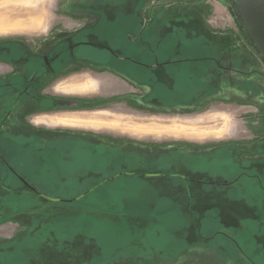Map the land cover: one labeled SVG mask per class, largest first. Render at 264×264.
Instances as JSON below:
<instances>
[{
  "label": "rangeland",
  "instance_id": "374dc122",
  "mask_svg": "<svg viewBox=\"0 0 264 264\" xmlns=\"http://www.w3.org/2000/svg\"><path fill=\"white\" fill-rule=\"evenodd\" d=\"M79 1L44 0L41 27L25 25L27 29L0 30V40L40 39L50 25L59 31L79 28L83 20L71 12ZM86 1L85 7L94 4ZM144 3L141 0L140 6ZM180 3H184L186 11L165 14L168 5L174 4L177 9ZM145 6L163 9L161 15H156L163 18L161 30L145 31L146 37L161 33L163 38H172L170 44L162 46L166 50L160 59L173 56L178 81L189 83L187 77L191 73L194 77L186 94L178 82L180 89L174 98L166 94L160 98L157 91L148 94L135 87L123 101L138 124L118 129L115 126L114 130L44 129L29 124L28 119L43 104L51 103L33 101L27 105L25 95L21 98L25 102L16 101L14 95L11 98L12 88L0 89V98H5V108L0 109L1 160L7 158L25 181H16L12 174L11 183L16 184L13 186L23 183L19 192L33 200L24 211H17L12 202L8 209L0 211V264H202L201 248L205 241L199 237V228L207 211L221 221L212 226L208 223L206 232L215 224V235L206 247L208 252H220L222 260L217 264H237L234 260L240 254L245 256V252L256 264H264V245H259L254 236L264 231V223L261 225L258 219L264 221V60L243 26L233 0H151ZM199 10H206L204 19L216 29L227 35L236 32L242 44L257 51L252 73L235 68L230 72V63L217 61V52H225L221 44L209 45V33L199 21ZM183 38L184 44L178 45ZM8 47L2 44L0 53H7ZM136 47L132 45L126 51ZM18 53L16 50L13 56L1 55L9 60L20 57ZM92 55L105 64L104 53ZM21 63L4 64L1 76L9 80L13 73L24 71ZM236 63L246 64L243 60ZM215 67L219 69L216 75L210 72ZM163 80L173 83L168 78ZM98 99L88 97L77 101V106L68 103L69 108L64 111L94 108ZM171 99L175 103L169 104ZM120 101L113 99L105 104L119 107ZM9 102L15 105L9 107ZM41 129L49 131L48 140H42L38 134ZM70 134L74 136L68 139ZM90 137L96 141H89ZM125 151L129 153L123 154ZM137 154L145 157H132ZM137 165L147 173L154 171L147 175L149 179L155 177L156 183L135 178L128 180L129 188L123 191L89 189L97 185L90 183L94 179L87 174L92 168L97 167L100 172ZM168 167L175 169L174 174H167ZM112 182L116 185L115 180ZM7 184L0 178V194L7 189L12 201L17 192ZM60 197L63 199L58 200ZM105 214L111 215L109 219ZM188 217L194 220L193 237L181 238L184 233L180 230L187 225ZM188 241L194 242V248L180 253Z\"/></svg>",
  "mask_w": 264,
  "mask_h": 264
},
{
  "label": "crops",
  "instance_id": "0c3cea01",
  "mask_svg": "<svg viewBox=\"0 0 264 264\" xmlns=\"http://www.w3.org/2000/svg\"><path fill=\"white\" fill-rule=\"evenodd\" d=\"M28 1L0 3V30L27 29L25 25L35 26L37 28L42 26V14L45 9L44 0ZM103 1L104 0H96L95 2H92L90 0L88 2L94 4L90 5V7H85L83 3L87 1L80 0L78 6H73L71 8L74 9L71 12L83 20V22H81L83 23L81 27L74 28L72 31H59L54 30L55 26L50 25L42 38L26 41V45L32 54L41 55L46 58L47 56L49 58L53 57L52 54L55 53L54 50L58 48V46H64L67 45V43L75 45L76 43H81V41H86L83 43L92 50L94 55L101 52L106 56L105 59H103L105 64H100L98 59L93 55L88 58L89 60L78 58L68 63L59 62L55 60V58H53L54 60H49L45 73L35 76L32 80L27 82V101L25 103L30 105L33 101H40L41 103L49 102L51 104H43L41 108L32 113L28 119L29 124L43 126L44 129L45 127H52L61 129L94 128L114 130L113 127L115 126L117 127L116 129H118L119 127H129L131 123H139V121L135 122V119L130 117L129 113H131V109L123 101L124 99L129 98L131 91L136 90L135 87L142 88L144 93L146 92L148 94H156L157 91L160 98L161 94H166L168 98H174L178 95L177 89H180V85H177L179 82L182 86L181 88L184 89L183 94L188 93V89H190V81L192 85L193 74L191 73L186 79L187 81L189 80V83L180 82L178 81L177 76V66L172 59L173 56L165 55L167 58H164V63L163 58L160 59L162 52L166 50V48L164 49L162 46L170 44L168 42L172 40L171 35L168 36V38H163L161 33H158L157 35L155 34L156 36L150 38L148 35L147 37L145 35V31L148 33L149 31L161 30L160 27L163 18L160 15L162 14V7H154L153 9H150V7L147 8L148 5H145L151 0H145L142 7L140 6L141 0H123L122 3L119 0H105L104 5L102 4ZM173 6L174 4L168 5L165 9V14L172 15L178 13L180 10H187L183 8L184 3H180L177 9H175V7L173 8ZM192 7L194 8L195 6L193 5ZM201 9H204L202 5ZM172 11L174 12L172 13ZM41 12L43 13L41 14ZM205 13L206 10H199L198 14L201 19L198 18L207 28L205 29L210 36H207L209 39V45L217 47V45L221 44L225 52L219 54V56L216 51L217 61L230 63V72L235 68V70H240L247 74L252 73L255 69V65L252 62L257 59V51L242 44L241 41L236 38L238 37L236 32L233 31L232 34L227 35L225 32L222 33L220 29H216L215 26H212L209 23L207 18L204 19ZM101 14L104 15L103 19ZM157 14H160L159 17L156 16ZM29 16H31L32 19H30L31 17ZM13 17L19 18L14 19ZM17 20H19V23ZM5 21L7 23H4ZM19 25H22V27H19ZM185 39L186 38L179 39V44H177H184ZM132 45L139 47L138 51L130 52V58L125 57V55L128 54L121 53V51H123L124 47H132ZM99 47H104V50ZM149 47H152L153 49L151 50ZM80 54H83L80 49L75 50V55L79 56ZM133 57H136V59ZM242 60L246 62V64L238 66L236 62ZM56 63H60L59 66H54ZM1 66H4V64L0 63V68ZM215 68V70H210L214 75H216L219 70L217 67ZM227 72L229 73V71ZM2 73L3 71L0 70V76ZM163 78H168L172 80L173 83L170 84L171 82H168L167 80L164 82ZM159 89H164V92L160 93ZM88 97L100 99L94 102V108L80 111L73 109L64 111L66 108H69L67 107L68 103H71V106H74L75 104L77 106V101H82ZM249 98L253 99V96H250ZM113 99L121 100L119 107H113L112 104L109 105L108 103L105 104ZM258 100L259 96H256L255 101L257 102ZM175 101V99H171L168 102L171 104L175 103ZM217 112L223 113L222 111ZM44 129H41L40 132H38V134H41L43 138L42 140L49 139V131ZM53 136L51 138H53ZM73 136L70 134V136L67 137L70 139L73 138ZM91 140L96 141V139L90 137L89 141ZM207 212L209 217H207V214L202 215V227L199 228V237L202 238V242L205 241V245L201 248L204 256L200 263L217 264L222 260L220 252H217L218 250L216 251V249H213V252H208L207 249V244H210V239L215 235V224L212 230H208V234H206V232L208 223L212 226V224L216 222L221 224V221L217 216H212L209 211ZM110 216L111 215L109 214H105V217L108 219ZM207 219L209 221H207ZM258 219L261 221L262 225L264 221L261 220V218ZM114 221L118 222L117 219ZM205 221L207 223H205ZM186 223L187 225L180 230V232L182 231L184 233L180 234L179 237L181 238L193 237L192 231L194 232V220H190L188 217ZM222 231L225 234V231ZM123 236L126 237V233H124ZM254 236L257 238V243L259 245H264V231L259 234L255 233ZM193 243L194 242L188 241V245L180 253L194 248ZM209 250L212 249L209 248ZM245 253V256L240 254V260L238 258V260H234V262L236 263V261H238L237 264H256V262L251 259L252 257L247 256V252Z\"/></svg>",
  "mask_w": 264,
  "mask_h": 264
},
{
  "label": "flooded vegetation",
  "instance_id": "af4514ba",
  "mask_svg": "<svg viewBox=\"0 0 264 264\" xmlns=\"http://www.w3.org/2000/svg\"><path fill=\"white\" fill-rule=\"evenodd\" d=\"M90 1V0H88ZM92 2H95L96 0H91ZM105 1V0H104ZM90 7V6H89ZM72 8V7H71ZM74 10V9H72ZM103 16L101 14V17L103 19ZM55 22V18L53 19V22ZM51 23V24H52ZM83 23L78 24L79 27L82 26ZM79 35V34H77ZM26 41L22 38H9V39H1L0 40V49L2 47V44H4V47L9 46L7 48V53H0V63L3 64H11L14 63L15 65H17L19 62H22L21 65L25 66V70H19L18 73H13L12 75H10L9 80H7L5 77L0 76V89L6 87L7 88H12V92H11V98H13V95L15 96V100L16 101H22L25 102L24 100H21V98H23V96L25 95V98H27L26 95V85L27 82H29L30 80L33 79V77L38 76V75H42L45 73L46 71V66L48 64L49 60H54L53 58H55V60L59 61V62H70L72 60L78 59V58H82V59H87L90 57L87 56L88 54H92V50H90L89 47H87L83 42L86 41H81V43H76L74 44H68L64 45V46H58V48H56L54 51L55 53H51L53 55V57L49 58L47 56H41V55H37V54H32L27 45H26ZM60 47L62 49H60ZM100 49L104 50L102 47H99ZM106 48V47H105ZM9 49V50H8ZM81 50L83 54L75 55V50ZM85 49V50H84ZM16 50H18L20 53H18L17 55H21L18 58H14L12 57V59H5L2 58V55L5 56L7 55L9 56H13V52H16ZM2 54V55H1ZM10 61V62H8ZM19 61V62H18ZM36 65L35 69L34 65ZM22 68V66H21ZM25 72V74L23 73ZM16 79H19L16 80ZM29 79V80H27ZM3 98H0V109L5 108L3 107V104L5 103V101H3ZM9 107L11 106V102H9ZM15 105V104H12ZM7 107V109L9 108ZM127 153H123V154H128V151H125ZM131 153H133L134 151H130ZM122 153V152H121ZM135 153V152H134ZM138 156H132V157H138L137 159L140 160V158H144L145 155H141L139 156V154H137ZM113 158L115 157H119V156H111ZM123 157V156H121ZM124 158V157H123ZM123 168V167H122ZM120 167H113L112 171H108V168L103 170V171H98L97 167L92 168L93 170L88 171V176L93 178V181H90V183H96L97 185L93 186L92 188L89 189H100L103 191H107L109 193L113 192V191H123V190H127L129 188V179H135L137 181H146L147 179L151 181V183H156L155 177L153 175L154 178H148L147 174H153L154 171L147 173L146 171L142 170L145 168H141L140 166H135V167H128L127 169H122ZM133 169V170H132ZM115 170V171H114ZM175 169L173 167H168L167 169V174H174ZM127 172V174H125ZM176 174V173H175ZM116 175V178H115ZM98 176V177H97ZM101 176V177H100ZM120 176V177H118ZM158 176V175H157ZM96 177V178H95ZM97 178H99L100 180L98 181ZM157 178V177H156ZM112 180H115L116 185H113L115 183H111ZM83 181H86L85 179H83ZM84 183V182H82ZM204 183V182H203ZM154 190H157L156 187H153ZM63 194V193H62ZM160 195V194H159ZM67 197V196H65ZM71 199H74L73 197H70ZM63 197L58 198V200H62ZM65 199V198H64ZM79 200L78 198H75V200Z\"/></svg>",
  "mask_w": 264,
  "mask_h": 264
},
{
  "label": "water",
  "instance_id": "95a60500",
  "mask_svg": "<svg viewBox=\"0 0 264 264\" xmlns=\"http://www.w3.org/2000/svg\"><path fill=\"white\" fill-rule=\"evenodd\" d=\"M245 29L264 60V0H233Z\"/></svg>",
  "mask_w": 264,
  "mask_h": 264
},
{
  "label": "trees",
  "instance_id": "16d2710c",
  "mask_svg": "<svg viewBox=\"0 0 264 264\" xmlns=\"http://www.w3.org/2000/svg\"><path fill=\"white\" fill-rule=\"evenodd\" d=\"M244 26V25H243ZM241 29H243V27L240 25ZM254 45V44H253ZM126 48H130V47H124L123 51H121V53H132V52H137L139 47H136V49H132V50H128L126 51ZM141 48V47H140ZM149 49H153L152 47H149ZM125 57L130 58L129 55H125ZM136 59V57H133ZM132 58V59H133ZM164 58H163V63H164ZM134 62V61H133ZM1 156H0V164L3 165V167H0V178L1 181H7V185L9 188H13L14 190H16L17 194H16V198L12 201H10V192L6 189L4 194H0V211H3L5 209H8L9 206L11 205L10 202H12L14 204V207L17 208L16 210H21L24 211V209H26V206L30 204H27L28 202L30 203L31 201H33L30 197V195L24 194V193H20L19 190L22 189L23 183L25 182L23 177L21 175L18 174V172L15 170V168L11 165L10 161H8V159L6 158V160H1ZM14 174L15 177H13V179H16V181H22L23 183L21 184V186H13V184L15 183H11L12 180L11 179V175ZM21 178V179H20ZM13 182V181H12ZM6 184V183H5ZM6 185V186H7ZM16 185V184H15ZM19 192V193H18ZM35 192L37 194H39L41 191L39 189L35 188ZM41 194V193H40ZM48 197V196H46ZM26 202V203H25ZM20 203H23L22 205ZM20 204V205H19ZM6 212V211H5Z\"/></svg>",
  "mask_w": 264,
  "mask_h": 264
},
{
  "label": "bare ground",
  "instance_id": "6f19581e",
  "mask_svg": "<svg viewBox=\"0 0 264 264\" xmlns=\"http://www.w3.org/2000/svg\"><path fill=\"white\" fill-rule=\"evenodd\" d=\"M30 9V8H29ZM33 11V10H32ZM39 11H41V10H39ZM28 12V11H27ZM31 12V11H30ZM29 13V12H28ZM38 13V12H37ZM43 12H41V14H42ZM18 14V13H17ZM5 15H7V14H5ZM37 15V14H36ZM35 16V15H34ZM15 17V16H14ZM13 17V18H14ZM29 17H31V16H29ZM5 18V17H4ZM16 18H19V17H16ZM16 18H14V19H16ZM24 18V17H23ZM41 18V17H40ZM30 19H32V17L30 18ZM38 19V18H37ZM6 20V19H5ZM34 20V19H33ZM40 20H42V19H40ZM7 21V20H6ZM4 22V23H7V22ZM9 21V20H8ZM1 22V21H0ZM16 22V21H15ZM17 22L19 23V20H17ZM9 23V22H8ZM11 23V22H10ZM18 23H16V24H18ZM42 23H43V21H42ZM2 25V24H1ZM23 25V24H22ZM22 25L20 26L19 25V27H22ZM7 26V25H6ZM9 26V25H8ZM12 26V25H11ZM14 26V25H13ZM10 27V26H9ZM15 27H17V26H15ZM12 28V27H11ZM14 28V27H13ZM7 29V28H6Z\"/></svg>",
  "mask_w": 264,
  "mask_h": 264
}]
</instances>
